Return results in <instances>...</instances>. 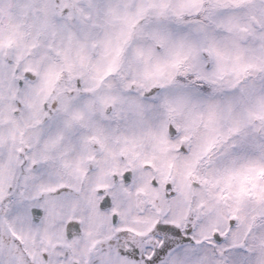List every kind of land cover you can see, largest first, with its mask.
Masks as SVG:
<instances>
[{
  "label": "snow or ice",
  "instance_id": "1",
  "mask_svg": "<svg viewBox=\"0 0 264 264\" xmlns=\"http://www.w3.org/2000/svg\"><path fill=\"white\" fill-rule=\"evenodd\" d=\"M0 264H264V0H0Z\"/></svg>",
  "mask_w": 264,
  "mask_h": 264
}]
</instances>
